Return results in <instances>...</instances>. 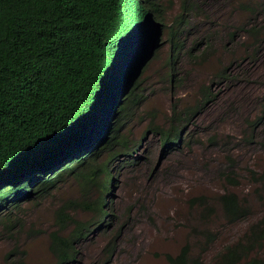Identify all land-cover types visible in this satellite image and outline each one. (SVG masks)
Wrapping results in <instances>:
<instances>
[{
	"label": "trees",
	"instance_id": "1",
	"mask_svg": "<svg viewBox=\"0 0 264 264\" xmlns=\"http://www.w3.org/2000/svg\"><path fill=\"white\" fill-rule=\"evenodd\" d=\"M197 1L185 0L183 13L199 10ZM238 9L249 18L236 28L247 33L242 41L249 59L264 43V0H241ZM164 14L160 0H0V214L10 220L9 208L20 207L25 199H43L69 178L99 191L94 201L76 204L90 212L89 218L62 212L63 229L71 228L52 233L54 264H75L80 243L102 230L111 233L106 256L91 264L115 259L124 224L114 229L119 218L105 200L120 154L132 162L133 151L136 160L141 149L132 148L123 130L146 98L140 92L142 65L150 53L147 44L158 43L160 34V29H151L152 17L159 21ZM179 22L181 26L186 20ZM236 29L230 32L233 43ZM178 39L173 50L179 53L186 46ZM203 45L196 39L187 52L194 56L200 51L194 57L202 58L210 48ZM215 96L212 86L200 88L196 104L175 113L169 128L154 127L164 147H181L189 133L186 125ZM99 146L108 149L104 160ZM83 154L88 159L73 161ZM259 196L264 204V189ZM222 203L231 223L251 215V207L236 192L223 195ZM263 247L264 217L251 222L219 260L264 264V257L251 255ZM167 257L171 264H202L191 259L188 246ZM7 262L20 264L10 256Z\"/></svg>",
	"mask_w": 264,
	"mask_h": 264
},
{
	"label": "rangeland",
	"instance_id": "2",
	"mask_svg": "<svg viewBox=\"0 0 264 264\" xmlns=\"http://www.w3.org/2000/svg\"><path fill=\"white\" fill-rule=\"evenodd\" d=\"M160 2L164 18L152 17L151 26L160 29L159 42L148 45L155 49L141 76L140 92L146 98L123 130L132 148L141 149L136 160L133 151L132 162L120 154L105 200L119 218L114 229L124 224L112 264H170L167 255L180 253L187 244L193 254L203 253L206 230L216 237L206 264H222L218 254L264 217L259 196L264 189V43L258 54L244 58L247 33L236 28L249 18L238 9L241 0H199L200 9L189 15L183 13L185 0ZM182 18L186 22L180 26ZM235 29L233 43L230 32ZM178 36L186 46L179 53L173 50ZM196 39L210 46L202 58L194 57L200 51L194 56L187 52ZM204 86L213 87L215 99L186 125L189 133L181 147H164L154 127L169 128L175 113L196 104ZM107 151L99 157L104 160ZM230 192L251 207L248 219L228 220L222 196ZM98 196L96 186L69 178L45 198L9 208L10 220L0 214V264H8L9 256L20 264H54L52 233L71 228L63 229L62 212L85 220L90 212L76 204ZM110 234L102 230L80 243L75 264L102 262Z\"/></svg>",
	"mask_w": 264,
	"mask_h": 264
},
{
	"label": "clouds",
	"instance_id": "3",
	"mask_svg": "<svg viewBox=\"0 0 264 264\" xmlns=\"http://www.w3.org/2000/svg\"><path fill=\"white\" fill-rule=\"evenodd\" d=\"M138 35V34H137ZM137 37V36H136ZM135 37V38H136ZM134 38V39H135ZM132 40V39H131ZM133 41V40H132ZM144 43V45L145 44H147L146 43V41H144L143 42ZM150 44V43H149ZM149 44H147V48L148 49H150V53H149V57L148 58H150L151 57V55L153 54V52H154V49H155V45H153V46H148ZM147 58V59H148ZM147 59L144 61V63H143V65H142V70H143V72H144V70H145V67H144V65H145V63H146V61H147ZM143 72H142V74H143ZM142 74H141V76H142ZM141 76H140V80H141ZM142 81V80H141ZM133 83L134 82H132L131 83V85L128 87V89L124 92V94H123V96H125V94L131 89V87L133 86ZM121 98V97H120ZM122 99V98H121ZM80 139H82V141H84L83 140V138L81 137ZM91 140H93V139H91ZM78 143H80V142H78ZM97 150H100L101 151V153H100V155L104 152V150H106L104 147H102V149H101V146H99L98 148H97ZM99 155V156H100ZM82 159H84V160H86V159H88V155H86V154H83V155H81V156H79V157H77V158H75V159H73V161L75 162V163H78L79 161H81ZM77 160V161H76ZM73 161H70V162H73ZM114 172V171H113ZM204 234H205V236H206V240H205V243L207 244V246H208V248H206L204 251H203V253H200V254H193L192 253V250H191V246H190V244H187L185 247H189V251H190V254L192 255V258L191 259H200V260H202L201 261V263L202 264H206V255L210 252V251H208L209 250V245H211V243H213L214 241H215V239H216V237L214 236V234L212 233V232H210L209 230H206V231H204L203 232ZM232 242H234V241H232ZM232 242H230V243H232ZM228 245H230V244H228ZM227 245V246H228ZM226 246V247H227ZM184 247V248H185ZM183 248V249H184ZM225 251H226V249H225ZM224 251V252H225ZM255 251V250H254ZM223 252V253H224ZM255 252H257L255 255H252L253 253H251V255L252 256H259V254L260 253H262V256H264V247L262 248V249H260L259 251H255ZM179 254V253H178ZM177 255V254H176ZM168 258V257H167ZM217 258H219V254H218V256H217ZM168 261H169V259H168ZM221 261V260H220ZM169 263H170V261H169ZM171 264V263H170ZM243 264H245L244 262H243Z\"/></svg>",
	"mask_w": 264,
	"mask_h": 264
},
{
	"label": "water",
	"instance_id": "4",
	"mask_svg": "<svg viewBox=\"0 0 264 264\" xmlns=\"http://www.w3.org/2000/svg\"><path fill=\"white\" fill-rule=\"evenodd\" d=\"M154 47V46H153Z\"/></svg>",
	"mask_w": 264,
	"mask_h": 264
}]
</instances>
